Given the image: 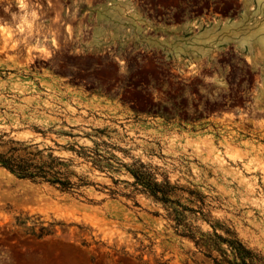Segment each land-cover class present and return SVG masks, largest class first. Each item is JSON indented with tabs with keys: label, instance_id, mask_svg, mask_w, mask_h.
Here are the masks:
<instances>
[{
	"label": "rangeland",
	"instance_id": "1",
	"mask_svg": "<svg viewBox=\"0 0 264 264\" xmlns=\"http://www.w3.org/2000/svg\"><path fill=\"white\" fill-rule=\"evenodd\" d=\"M79 1L53 45L30 16L0 20V135L85 182L0 168V264H212L194 242L226 232L264 264L263 0Z\"/></svg>",
	"mask_w": 264,
	"mask_h": 264
},
{
	"label": "trees",
	"instance_id": "2",
	"mask_svg": "<svg viewBox=\"0 0 264 264\" xmlns=\"http://www.w3.org/2000/svg\"><path fill=\"white\" fill-rule=\"evenodd\" d=\"M4 134L0 135V168L6 170L11 175L21 180H27L35 184H48L60 192L74 193L81 188L85 182L78 179L77 182L71 180L73 173L60 160L48 153L44 155V150H37L36 145H25L13 140H3ZM92 165L100 170L105 171L111 169V164L99 156L93 160ZM134 182L132 186L135 192L150 193L151 197L163 204L174 203L164 196L159 197L160 186L155 182L147 181V177L143 171H134L132 173ZM82 183V184H81ZM152 187V188H151ZM152 189V191H151ZM175 222L174 229L179 231V227H184L183 216L180 211L172 210L169 214ZM43 230V229H41ZM182 231L180 232V234ZM230 237L223 239L217 234L203 237L195 241V245L204 252V255L211 259L212 264H258L260 257L247 249L235 235L226 232ZM41 232L40 236H46ZM193 239L192 237H189ZM219 243L227 245V249H220ZM217 252L218 256L213 257L212 253Z\"/></svg>",
	"mask_w": 264,
	"mask_h": 264
},
{
	"label": "flooded vegetation",
	"instance_id": "3",
	"mask_svg": "<svg viewBox=\"0 0 264 264\" xmlns=\"http://www.w3.org/2000/svg\"><path fill=\"white\" fill-rule=\"evenodd\" d=\"M72 0H27L25 6L15 3V11L8 10L7 7L1 8L0 20L3 23L11 21H20L24 16H30L36 20V24L40 32H35L37 37H41V41L50 42L55 37H65L67 33L70 7ZM81 5V0L79 1ZM81 11V9H79ZM20 12V13H19ZM261 16H256L257 20H261ZM59 30L56 33V30ZM35 40H38V38Z\"/></svg>",
	"mask_w": 264,
	"mask_h": 264
},
{
	"label": "crops",
	"instance_id": "4",
	"mask_svg": "<svg viewBox=\"0 0 264 264\" xmlns=\"http://www.w3.org/2000/svg\"><path fill=\"white\" fill-rule=\"evenodd\" d=\"M263 2H264V0H263ZM262 11H263V9H262ZM256 16H258V15H256ZM260 16H261V15H260ZM261 17H262V16H261ZM260 30H261V31H264V22H263V24L261 25Z\"/></svg>",
	"mask_w": 264,
	"mask_h": 264
},
{
	"label": "bare ground",
	"instance_id": "5",
	"mask_svg": "<svg viewBox=\"0 0 264 264\" xmlns=\"http://www.w3.org/2000/svg\"><path fill=\"white\" fill-rule=\"evenodd\" d=\"M9 36V32L7 34V37ZM226 42V41H225ZM41 51L45 52V50L42 48ZM46 53V52H45Z\"/></svg>",
	"mask_w": 264,
	"mask_h": 264
}]
</instances>
